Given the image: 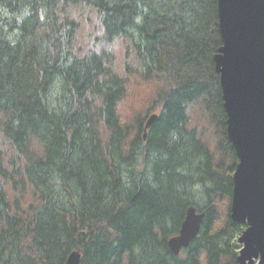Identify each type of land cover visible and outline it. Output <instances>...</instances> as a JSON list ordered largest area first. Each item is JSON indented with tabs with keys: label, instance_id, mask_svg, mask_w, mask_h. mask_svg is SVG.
Segmentation results:
<instances>
[{
	"label": "trees",
	"instance_id": "16d2710c",
	"mask_svg": "<svg viewBox=\"0 0 264 264\" xmlns=\"http://www.w3.org/2000/svg\"><path fill=\"white\" fill-rule=\"evenodd\" d=\"M222 44L218 0H0V264H239Z\"/></svg>",
	"mask_w": 264,
	"mask_h": 264
},
{
	"label": "water",
	"instance_id": "95a60500",
	"mask_svg": "<svg viewBox=\"0 0 264 264\" xmlns=\"http://www.w3.org/2000/svg\"><path fill=\"white\" fill-rule=\"evenodd\" d=\"M218 12L223 44L214 63L227 112V136L238 157L231 217L247 225L239 237L237 261L264 264V0H218ZM156 116L148 119L145 131ZM204 214L188 209L179 234L169 239L174 253L198 236ZM81 256L80 250H73L66 264H81Z\"/></svg>",
	"mask_w": 264,
	"mask_h": 264
},
{
	"label": "bare ground",
	"instance_id": "6f19581e",
	"mask_svg": "<svg viewBox=\"0 0 264 264\" xmlns=\"http://www.w3.org/2000/svg\"><path fill=\"white\" fill-rule=\"evenodd\" d=\"M197 210V209H196Z\"/></svg>",
	"mask_w": 264,
	"mask_h": 264
}]
</instances>
